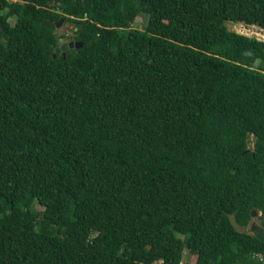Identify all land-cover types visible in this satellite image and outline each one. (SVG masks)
Masks as SVG:
<instances>
[{"label": "trees", "instance_id": "1", "mask_svg": "<svg viewBox=\"0 0 264 264\" xmlns=\"http://www.w3.org/2000/svg\"><path fill=\"white\" fill-rule=\"evenodd\" d=\"M228 23L264 0H0V264H260L264 41Z\"/></svg>", "mask_w": 264, "mask_h": 264}, {"label": "rangeland", "instance_id": "2", "mask_svg": "<svg viewBox=\"0 0 264 264\" xmlns=\"http://www.w3.org/2000/svg\"><path fill=\"white\" fill-rule=\"evenodd\" d=\"M145 22H146V19L144 17H137L134 25L137 29H142L144 27ZM227 27L229 31H233V32H236L238 34H242L248 37H255L259 40L264 41V32H261L260 29L256 26L247 27V26H244L243 24L228 23ZM73 31H74L73 26H69L68 24H65V26H62L59 29V31H56L55 33H57L58 36L64 35V34L72 35ZM59 40H63L65 43L69 42V40L67 39H59ZM255 223L258 224L257 219L255 220ZM182 264H194V258L189 256V253L187 250L183 253Z\"/></svg>", "mask_w": 264, "mask_h": 264}, {"label": "water", "instance_id": "3", "mask_svg": "<svg viewBox=\"0 0 264 264\" xmlns=\"http://www.w3.org/2000/svg\"><path fill=\"white\" fill-rule=\"evenodd\" d=\"M66 22L64 18H60L58 21L56 22H52L50 20H44L41 23V26L52 31V32H56L59 31V29L62 26H65ZM1 26V25H0ZM2 29V27H1ZM82 46L81 43H76V42H67L65 43L63 40H59V47L54 49V53L52 54V57H55L56 54L62 53L63 57H65V53L67 51V49H72V48H76V49H80ZM252 217H255L256 214L255 212H253ZM250 229L252 231V235L256 236L258 239L264 241V229H262L258 224H254L252 223L250 226Z\"/></svg>", "mask_w": 264, "mask_h": 264}, {"label": "clouds", "instance_id": "4", "mask_svg": "<svg viewBox=\"0 0 264 264\" xmlns=\"http://www.w3.org/2000/svg\"><path fill=\"white\" fill-rule=\"evenodd\" d=\"M244 26H247V25H244ZM247 27H250V26H247ZM258 28H259V27H258ZM259 29H260V28H259ZM74 31H75V30H74ZM260 31H261V32H264L262 29H260ZM258 40H259V39H258ZM260 41H263V40H260ZM257 64H258V63H257ZM257 64H256V65H257ZM255 214H256V213H255ZM256 215H257V214H256ZM255 217H256V216H255ZM255 217H252V218H255ZM252 223L256 224V223H255V220H254ZM252 223H251V224H252ZM251 224L249 225V228H250ZM258 225H259V223H258ZM259 226H260V225H259ZM260 227H261V226H260ZM261 228H262V227H261ZM262 229H263V228H262ZM250 230H251V229H250ZM251 233H252V231H251ZM253 236H254V235H253ZM259 254H260V253H259ZM261 254H264V253H261ZM254 256H255V254L253 255V258L256 259ZM256 260H257V259H256ZM257 261H258V260H257ZM258 262H259V261H258ZM259 263H260V262H259ZM181 264H182V262H181ZM260 264H261V263H260Z\"/></svg>", "mask_w": 264, "mask_h": 264}, {"label": "built area", "instance_id": "5", "mask_svg": "<svg viewBox=\"0 0 264 264\" xmlns=\"http://www.w3.org/2000/svg\"><path fill=\"white\" fill-rule=\"evenodd\" d=\"M261 264H264V254H255L254 256Z\"/></svg>", "mask_w": 264, "mask_h": 264}]
</instances>
